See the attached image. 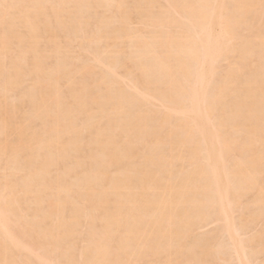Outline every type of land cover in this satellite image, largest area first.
Masks as SVG:
<instances>
[{"label":"bare ground","instance_id":"6f19581e","mask_svg":"<svg viewBox=\"0 0 264 264\" xmlns=\"http://www.w3.org/2000/svg\"><path fill=\"white\" fill-rule=\"evenodd\" d=\"M261 6L0 0V264H264Z\"/></svg>","mask_w":264,"mask_h":264},{"label":"rangeland","instance_id":"374dc122","mask_svg":"<svg viewBox=\"0 0 264 264\" xmlns=\"http://www.w3.org/2000/svg\"><path fill=\"white\" fill-rule=\"evenodd\" d=\"M261 8L264 9L263 6H261V7H260V11L262 10ZM263 11H264V10H263ZM263 11H261L260 13H262ZM263 14H264V13H263ZM134 25H135V24H133V26H134ZM136 25L139 27L138 24H136ZM133 26H131V28H133ZM138 27H137V29H138ZM135 28H136V27H135ZM140 28H141V27H139V29H140ZM230 58H231V57H230ZM234 58H237V57H235V56L233 55L232 58L230 59V62H229V59H227L228 61H227V60H224V61L221 60L220 63H221V62L224 63L225 61H226V62H225L224 64H222V65L219 63L220 66H221V67H222L223 65H225V66H223L222 70H221V69H217V70H221L223 74L220 73L221 71H217V72H219V74H221V75H224V73H225V70H224V69H225V68L228 69V67H227L226 65L229 66L230 63H232L233 65H235V63H236L235 60L237 61V59H234ZM232 59L234 60L235 63L233 62ZM226 63H227V64H226ZM233 65H230V66H233ZM230 66H229V67H230ZM221 67H218V68H221ZM231 68H232V67H231ZM229 69H230V68H229ZM128 84H129V83H128ZM128 84H127V86H128ZM129 86H130V85H129ZM251 197H252V199H253V197H254V193H252V196H251ZM251 197H250V194H249V198H250L251 202L249 201V199L247 200V196L244 197V198H246V200H245V201L242 200V201H243V202H246L247 205H245V203L242 204L243 202H241V205H243V206L245 205V206H247V207H248V206L250 207V204H249V203H253V202H252L253 200L251 199ZM244 198H243V199H244ZM247 201H249V202H247ZM248 204H249V205H248ZM238 206H239V208H240V204H239ZM238 206H237V208H238ZM243 206H241V209H240L241 212H240V213H243V211L245 212V211L249 208V207H248V208L246 207V210H244L245 206H244V207H243ZM237 208H236V209H237ZM242 208H243V210H242ZM252 209H253V208H252ZM237 210H238V212H239V209H237ZM237 210H236V211L234 210V213H236ZM249 210H250V209H249ZM249 210H247V211H249ZM247 211H246V212H247ZM246 212L243 213L242 216L245 217V215H247ZM234 213H233L232 216L236 215V214H234ZM248 213H249V212H248ZM244 214H245V215H244ZM240 215H241V214H240ZM240 215L237 214V216H240ZM242 216H241V217H242ZM241 217H236V216H234V218H236L235 220H237V218H238V220H239V218H240L241 220H243L244 217H243V218H241ZM234 218H233V219H234ZM244 219L247 221V217H245ZM241 220H239V221H241ZM246 221H245V222H246ZM211 222H212V223H209V221H208V223H206V222L203 223V225L206 224V225H204L205 227H204L203 225H201L200 228H197V229H198L197 231L193 230L192 232H193L194 234H192V232H191V234H190L191 237H192L193 239L190 237L192 240H191V239H188V240H189L188 242H190L191 245H192V243H195V242H196V244H197V246H198V249H199V250L197 249L198 252H199L200 250L203 251V249H204V247L206 246V244H207L206 249H207V247H210V248H211V246H212L213 249H214V248L216 249V248H217V244H218V246H219V245H222L221 248H223V250H222L220 247H218V248L222 250V251H221L222 253L225 252V253L227 254V252L229 251L228 248L225 249V250L227 251V252H226V251H224V247H223V243H226L227 241L225 240L226 238H224V239L222 238V237H225L224 234H222V235H224V236L221 237V231H220L222 225H224V224H223L224 222H223V223L221 222V223H220V224H221L220 226L217 225V224H219V223L216 224V223H214L213 221H211ZM245 222H244V223H245ZM213 223L216 225V227H214L215 225H214ZM256 223H258V224H255V223L253 224V226L256 225V228L253 227L254 230H252L253 228L250 227L252 232L250 231L249 226H248L247 230L249 229V230H248L249 232H248V231H247V232L244 231V233H242V234H245V232H246V235H249V234H251V233L254 234L253 231L256 230V231H255L256 233L254 234V236H255V235L257 236L258 233H260V232H257V231L260 230V229H261V231H262V228H263V227H260V229L257 228L258 225L261 226L262 223L259 222V221L256 222ZM259 223H261V225H260ZM250 225H251V224H250ZM217 228H218V229L220 228L218 232H216V231L214 230V229H217ZM199 229H200V230H199ZM218 229H217V230H218ZM245 230H246V229H245ZM213 231H215L216 233H219V234H218V236L220 235L219 238H218V236H215V235H216L215 232H214L215 235L212 236V235H213ZM247 233H248V234H247ZM194 235H195L196 237H195ZM204 235H205V236L207 235V236L210 237V238H212V237H213V238L216 237V238H214V239H213V238H212V239H207V241H209V240H213V242H212V244H211V242H210V243H209V242L207 243L206 240L203 239V236H204ZM246 235L244 236V238H243L242 240H245V238H248V237H246ZM193 236H194V237H193ZM242 236H243V235H242ZM252 236H253V235H252ZM254 236H253V238H254ZM208 237H207V238H208ZM205 238H206V237H205ZM220 238H222L221 240H223V241L225 240L226 242H221V243L218 242ZM241 238H242V237H241ZM241 238H240V239H241ZM251 238H252V237H251V235H250V237H249L248 239H251ZM248 239H247V240H248ZM221 240H220V241H221ZM199 241H200V242L202 241L201 243H202V244H205V246H203V245L201 246V244H200ZM204 241H205L206 243H205ZM216 241H217V242H216ZM191 242H192V243H191ZM214 242L217 243V244H214ZM219 243H220V244H219ZM208 244H209L210 246H209ZM193 245H195V244H193ZM224 245H225V247H228V246H227V243L224 244ZM214 246H215V247H214ZM194 247H195L194 249H196V245H195ZM199 247H202V249L199 248ZM212 248H211V249H212ZM208 249H209V248H208ZM215 249H214V250H215ZM219 249H218V250H215V254H216V255H217V254L220 255V250H219ZM217 251H218V253H217ZM198 252L196 251V253L199 255ZM229 252H230V251H229ZM225 253H223V254H221V255L219 256V257H221L222 262L219 260V261H217V262H218L217 264H220V262H221L222 264H224L223 261L225 262L226 260H227L226 262L229 263L231 257H232L234 260H233V261L231 260L229 264H232V263H233V264H236V262H237V261H235L236 259H235L233 256L230 257V256H229L230 253H229L228 256L225 255ZM224 255H225V257H227L226 260H224V258H223ZM261 255H263V254L258 255V257H260ZM229 257H230V258H229ZM256 257H257V256H256ZM263 257H264V256H263ZM232 258H231V259H232ZM261 258H262V256H261L260 258H256V259H260V262H261V261H262ZM228 259H229V260H228ZM253 259H255V257H254ZM253 259H252V260H253ZM256 259L254 260V263L256 262ZM231 262H232V263H231ZM143 263H145V262H143ZM257 263H259L258 260H257V262H256L255 264H257ZM139 264H140V263H139ZM141 264H142V263H141Z\"/></svg>","mask_w":264,"mask_h":264}]
</instances>
